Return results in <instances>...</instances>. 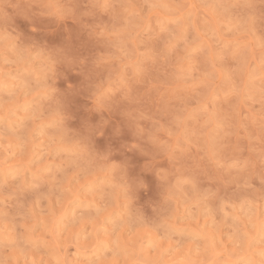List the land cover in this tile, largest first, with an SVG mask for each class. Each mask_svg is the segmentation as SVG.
<instances>
[{
    "label": "rangeland",
    "instance_id": "1",
    "mask_svg": "<svg viewBox=\"0 0 264 264\" xmlns=\"http://www.w3.org/2000/svg\"><path fill=\"white\" fill-rule=\"evenodd\" d=\"M101 20L106 22L101 34L125 30L128 44L103 54L105 63L115 62L120 99L95 142L142 185L139 197L148 215L147 205L161 199L163 182L171 172L175 181L187 182L193 169L206 168L209 174L227 178L264 167V99L259 91L264 87L260 79L264 36L253 27L246 0H109ZM47 23H38L41 31L32 34L27 22L18 21L20 30L37 40L63 43L68 37L76 42L77 24L69 21L68 32L61 25L56 35L48 36L43 31ZM78 80L69 74L59 87L71 98ZM4 83L10 86L0 93V157L12 167L0 186L2 218L21 246L32 249L26 264H57L52 255L63 251L69 240V257L82 259L73 254L93 241L92 221L109 206V194L96 186L89 189L83 175L71 170L57 172L54 178L45 175L50 183L32 187L38 184L32 177L36 161L43 157L32 130L33 108L25 103L29 79L24 67L6 72ZM97 119L93 115L91 122ZM185 125L199 139L195 146L191 140L181 141L185 148L181 152L175 137ZM74 126L79 127V121ZM70 193L74 196L66 201ZM85 203L90 204L87 209L78 208ZM109 228L107 218L95 228L97 255H111L104 252L106 245L114 244ZM230 235L231 229H224L199 244L203 248L210 242L211 251L235 258L243 237L229 240ZM29 236L33 239L25 244Z\"/></svg>",
    "mask_w": 264,
    "mask_h": 264
},
{
    "label": "clouds",
    "instance_id": "2",
    "mask_svg": "<svg viewBox=\"0 0 264 264\" xmlns=\"http://www.w3.org/2000/svg\"><path fill=\"white\" fill-rule=\"evenodd\" d=\"M246 2L252 8L253 27L264 36V0ZM108 7L109 0H0V93L10 86L4 83L5 73L23 66L29 79L25 103L33 108L32 130L43 157L36 161L32 177L38 184L32 187L50 183L45 175L54 178L57 172L71 170L74 175H83V184L89 189H105L110 197L109 206L98 211L92 221L93 241L84 251L78 247L73 254L82 259L69 257L70 240L63 251H54L52 258L57 264H238L241 260L243 264H264V167L243 177L227 178L209 174L206 168L193 169V178L187 182L175 181V172H171L163 182L161 199L147 205L151 210L148 215L140 202L142 185L130 179L126 168L96 144L120 99L114 81L115 62L105 63L103 54L128 44L125 30L101 34L106 23L101 16ZM89 19L92 24L87 23ZM18 21L27 22L32 34L41 31L36 26L41 21L48 22L43 29L48 36L56 35L61 25L68 32L69 21L77 24L79 31L75 43L65 37L63 43L50 44L23 33ZM69 74L79 77L71 98L59 87ZM260 79L264 84V72ZM259 91L264 99V87ZM2 103L0 98V106ZM93 115L98 117L94 124ZM77 121L79 127L74 126ZM175 139V147L184 152L181 141L191 140L195 146L199 137L185 125ZM11 167L0 157V186ZM253 180L258 183L253 184ZM73 196L70 193L66 201ZM89 206L85 203L78 208ZM2 217L0 209V264H26L32 249L21 246ZM105 218L114 240L112 247L104 249L110 256L96 252L95 228ZM83 222L81 218L80 224ZM224 229H231L229 240L243 237L242 250L235 258L211 251L210 242L203 248L199 244L209 241L212 233L219 236ZM32 239L29 236L24 243ZM190 249L194 251L190 253ZM222 255L225 258L221 259Z\"/></svg>",
    "mask_w": 264,
    "mask_h": 264
}]
</instances>
